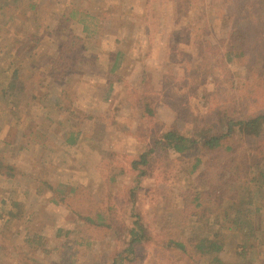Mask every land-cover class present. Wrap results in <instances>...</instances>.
<instances>
[{"label": "rangeland", "instance_id": "rangeland-1", "mask_svg": "<svg viewBox=\"0 0 264 264\" xmlns=\"http://www.w3.org/2000/svg\"><path fill=\"white\" fill-rule=\"evenodd\" d=\"M14 1L0 0V212L5 200L23 208L15 222L0 218V264H112L136 215L152 236L186 232L218 241L228 264H264V221L255 210L264 193L245 167L239 181L241 171L216 177L223 165H214L209 184L190 171L192 156L206 153L196 145L188 162L161 153L140 181L132 168L160 133L195 138L224 99L264 109V59L227 58L232 35L247 22L240 8L253 0H21L20 8ZM80 13L98 19L89 26L96 38L86 35ZM245 63L256 68L248 83ZM146 102L153 111L142 114ZM261 171L264 161L254 168ZM244 184L253 191L250 218L234 227L243 211L231 210L230 220L226 211ZM78 185L82 195L60 201ZM71 202L77 214H102L106 226L89 231ZM238 237L252 246L245 257ZM147 244L124 264L207 262Z\"/></svg>", "mask_w": 264, "mask_h": 264}, {"label": "trees", "instance_id": "trees-1", "mask_svg": "<svg viewBox=\"0 0 264 264\" xmlns=\"http://www.w3.org/2000/svg\"><path fill=\"white\" fill-rule=\"evenodd\" d=\"M14 3L19 4L17 8L21 7V0H15ZM243 3L244 1L242 4ZM240 9L244 12L247 22L243 28L235 30L236 32L232 35V41L228 49L227 58L228 61H232L234 58L252 59L250 62L255 64L256 59H264V0H253L251 3L245 2ZM80 15L83 17L80 22L84 24V31L86 35L88 37L94 36L96 38L99 31H96L91 27L89 28V26L93 21L95 22L98 19L95 16L87 13H80ZM35 41L40 42L37 39H35ZM83 51L84 50H72L74 54L83 53ZM61 52L62 50H59L58 53ZM121 56L122 54L119 53L118 60L115 63V68L120 66ZM61 58L63 60L67 59L66 56ZM251 66L252 67H249V64H246V70H248V74L244 79L245 83H248L250 73H252L250 70H254L255 73L256 68H253V64ZM256 75L257 74H255V77ZM262 79L263 77H261L260 80ZM238 82L243 83V80L240 81L239 79ZM255 83L256 81H254L253 84ZM251 87H254V85H251L250 87L247 86L246 89ZM239 100L240 99L236 96L231 98V100L229 98L224 99L222 102L224 104L220 105V108L218 107V111L215 110V112H212V115H208L198 124V126H196L195 138L191 139L172 130L160 133L156 137L152 147L145 150L140 155L139 159L135 160L132 164L133 170L139 173L136 178V182L142 180L149 165L152 164L153 161H155L159 155H161V153L168 156L172 155L174 158L179 159L183 158L184 156L182 155L185 154V156H187L186 160L188 162L190 152L194 151L193 147L199 145L204 149V151H206V153H203L200 156H192L193 164L192 169L190 170L191 173L197 172V175H201L202 179L209 183L208 180L210 177H212L213 173H208L214 169V165H223L222 167H218V170L214 174L216 177L223 173H227L225 168H229L233 175H237L245 167L247 177L246 179L248 180L252 178L254 181H260L262 183V188L258 189L257 192L258 195L260 193H264V172H254V168L259 164V162L264 161V109L253 112L249 110H243L244 104L240 103L241 101ZM145 105L146 108L142 110V114H145V111L147 110L153 111V106L151 103L146 102ZM210 117H212L211 122L208 121ZM29 128L35 132L41 131L40 129H36V125L33 123L29 125ZM76 140V138L69 139L72 144H77ZM40 148L41 150L43 149V147ZM0 161L2 162L0 166H4L3 163L5 159L1 157ZM231 161L232 165H229V162ZM11 174H14L13 170H11ZM2 176L4 175L2 174ZM241 176L242 171L241 175L239 176V181H241ZM39 177L40 175H35L33 177L34 181L40 180ZM252 179L249 181L253 182ZM135 186L138 185L136 184L134 187ZM231 186L232 185H228L226 190H224V194H226L230 189H233ZM58 191L59 193L64 191L62 184H59ZM248 191L249 189L247 184H244L243 186L239 187L237 191H235L234 197L230 199V201L234 199L236 206L229 207L230 210L226 211V217L228 220L231 219V210L234 208H236V210L239 212L243 211V214L239 218L231 219L234 227L241 226L242 223H245L250 218L251 212L247 205L249 201L253 200V191H249V193ZM72 192V195L68 196L67 199L64 197V195H59L60 201H69L72 198L82 195V190L79 185L73 186ZM250 204H252V202ZM200 207L202 206L200 205ZM20 208H23L22 201L13 199L10 207L6 205V200L3 201L2 211L0 212V218L2 219V222H7V224L9 222H15L17 219L18 210ZM70 208L74 213H76L75 211L77 207L74 203H70ZM4 209L6 210L7 215H2ZM255 210L256 212L260 213V218L263 222L264 203H256ZM77 215L79 218V215L83 217V221L87 223L89 231H93V226L96 228L97 225L106 226L105 224H99L100 222H106V218H104L102 214H98L95 219H93L92 215L89 214L88 211L80 212V214ZM243 215L245 216V219L241 218ZM134 216L135 215H133V217ZM134 218L135 219L133 223L128 229L125 230L122 237L124 249L116 254L112 264H124L126 261L134 262V260L139 256L137 247L147 243H153L149 246L161 249L162 251H171L177 256H185L191 259H194L192 257H197L199 260L205 259L207 260L205 264H228L221 256V251H223V248L216 240L211 241V244L213 245L211 246L207 242L206 238L190 236L189 233L186 234V232L185 234H180L178 232L166 238L152 236L145 231L140 222L139 216L136 215ZM40 238V236L35 235V240H38V242ZM237 241L238 247L241 248L242 246V250L238 253H241V256L245 257L252 246H247L244 243L242 237H238ZM26 242L30 243L31 245L34 244V242L29 238H27ZM79 243L82 244V240H80ZM39 244L42 245L41 242H39ZM0 248H3L1 244ZM17 248L22 250L21 246Z\"/></svg>", "mask_w": 264, "mask_h": 264}]
</instances>
